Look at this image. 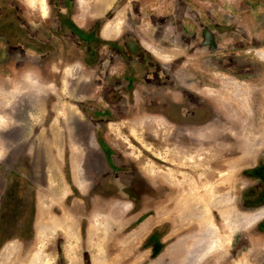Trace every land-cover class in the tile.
<instances>
[{
    "label": "rangeland",
    "instance_id": "1",
    "mask_svg": "<svg viewBox=\"0 0 264 264\" xmlns=\"http://www.w3.org/2000/svg\"><path fill=\"white\" fill-rule=\"evenodd\" d=\"M106 1L0 0V264H191L227 193L196 264H264V0Z\"/></svg>",
    "mask_w": 264,
    "mask_h": 264
},
{
    "label": "bare ground",
    "instance_id": "2",
    "mask_svg": "<svg viewBox=\"0 0 264 264\" xmlns=\"http://www.w3.org/2000/svg\"><path fill=\"white\" fill-rule=\"evenodd\" d=\"M30 1H31V3L37 5L43 14H47L46 13L47 12L46 0H30ZM107 5H108L107 1L104 0V2H102L103 8H106ZM119 32H120V22L117 23V25H114L112 23H107L104 26L103 31H102L103 36L105 38H109V37L112 38L114 36H117L119 34ZM58 112H60V111H58ZM61 113H62V111L60 112V114ZM133 135L137 136V132L135 130L133 131ZM137 141H138V139H137ZM74 153L75 154L72 155V159H71V161L73 162V169H74L73 174H74V178H75L76 183L81 187L82 182L78 178L80 175V169L78 168V164H77L78 163V161H77L78 157H76V156L73 157L74 155H76V152H74ZM191 159H193V157H191ZM147 169L149 170L150 174L154 175V168L153 167H150ZM170 172L168 173L169 176L175 177V174L172 171H170ZM224 174H225V171L221 172V175H224ZM209 198L210 199L208 200L207 203H203L202 205H200V203H198V205H195V207H194V211L199 213L198 215L196 214L197 215L196 218L200 223L199 225L203 226L204 229L207 231V235H206L207 238L202 239V236L199 235L198 240H201V241L195 247L193 246L190 250L187 251L186 259H187L188 263H191V264H196L197 262H200L202 260V258L205 257L206 253L209 252L212 249V247H214L216 244H219L222 247H224V246H226V244H229L231 241V235L227 234V233H226V235H221L220 228L215 224V221L213 220L211 213H210V209L212 207L211 204H214L215 206H217L218 210L221 212L222 215L221 214L220 215L223 217L222 219L224 220L223 226L226 230L233 233L239 227L238 221H237V223L235 222L236 221L235 219H237L239 217H237L238 215L235 212H233L232 209H230L232 207L233 201H231L232 199H231V196H229V193L223 194L220 196H216L215 194H213V195H210ZM191 209H193V208H191ZM259 215L261 216V213ZM259 215L256 214V215H253V217L247 218V219H249L248 220V226H250L256 220H258ZM248 226H246V227H248ZM44 230L45 229L41 228L39 233H42V234L45 233ZM46 230H47V227H46ZM42 236H40V237L42 238ZM43 243H45V241L42 242L40 248H38V250H36L30 256V258L27 260V264H51L52 259L44 252Z\"/></svg>",
    "mask_w": 264,
    "mask_h": 264
}]
</instances>
